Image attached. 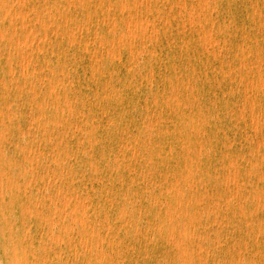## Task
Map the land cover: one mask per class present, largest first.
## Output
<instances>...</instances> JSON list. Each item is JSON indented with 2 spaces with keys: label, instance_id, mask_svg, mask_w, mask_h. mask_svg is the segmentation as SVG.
I'll return each instance as SVG.
<instances>
[{
  "label": "rangeland",
  "instance_id": "rangeland-1",
  "mask_svg": "<svg viewBox=\"0 0 264 264\" xmlns=\"http://www.w3.org/2000/svg\"><path fill=\"white\" fill-rule=\"evenodd\" d=\"M0 37V264H264V0H0Z\"/></svg>",
  "mask_w": 264,
  "mask_h": 264
},
{
  "label": "bare ground",
  "instance_id": "bare-ground-1",
  "mask_svg": "<svg viewBox=\"0 0 264 264\" xmlns=\"http://www.w3.org/2000/svg\"><path fill=\"white\" fill-rule=\"evenodd\" d=\"M184 1V0H183ZM146 2V1H145ZM206 2V1H205ZM258 5V4H257ZM10 6V5H9ZM26 14H27V12H26ZM32 14V13H31ZM36 15V14H35ZM25 16V15H24ZM38 16V15H37ZM157 16V15H156ZM146 17V16H145ZM193 17V16H192ZM113 18V17H112ZM11 20V19H10ZM66 21V20H65ZM11 22V21H10ZM41 22V21H40ZM166 22V21H165ZM56 23V22H55ZM142 23V22H141ZM255 23V22H254ZM185 24V23H184ZM192 24V23H191ZM52 25H53V23H52ZM147 25H148V23H147ZM165 25V24H164ZM152 26H154V25H152ZM155 30V29H154ZM153 30V31H154ZM157 30V29H156ZM30 32V31H29ZM80 32H81V30H80ZM155 33V32H154ZM153 33V34H154ZM131 35V34H130ZM134 36V35H133ZM26 37V36H25ZM81 37V36H80ZM143 37V36H142ZM1 38V37H0ZM27 38V37H26ZM204 39V38H203ZM143 40V39H142ZM205 41V40H204ZM121 42V41H120ZM17 43H18V38H17ZM92 43V42H91ZM22 44V43H21ZM113 45V44H112ZM38 49V48H37ZM107 51V50H106ZM22 56V55H21ZM96 56V55H95ZM24 57V56H23ZM27 61V60H26ZM24 69V68H23ZM26 69V68H25ZM263 73V72H262ZM23 74V73H22ZM264 74V73H263ZM250 77V76H249ZM240 78V77H239ZM243 78V77H242ZM61 79H62V77H61ZM131 79V78H130ZM262 80V79H261ZM235 81V80H234ZM242 81V80H241ZM252 81V80H251ZM250 84H251V82H250ZM254 86H255V84H254ZM260 87V86H259ZM258 87V88H259ZM233 96V95H232ZM65 99V98H64ZM247 100V99H246ZM252 101V100H251ZM155 102V101H154ZM253 104V103H252ZM41 106V105H40ZM253 111V110H252ZM251 111V112H252ZM251 114V113H250ZM252 120V119H251ZM61 125V124H60ZM162 125V124H161ZM19 126V125H18ZM255 127H256V124H255ZM149 140V139H148ZM258 145V144H257ZM258 149V148H257ZM23 150V149H22ZM170 151V150H169ZM28 153H29V151H28ZM49 165V164H48ZM32 169V168H31ZM31 172V171H30ZM236 174V173H235ZM233 179V178H232ZM49 180V179H48ZM259 180V179H258ZM191 189V188H190ZM1 190V189H0ZM264 193V192H263ZM62 197H63V195H62ZM64 200V199H63ZM64 202V201H63ZM82 204V203H81ZM65 208V207H64ZM63 218V217H62ZM64 220V219H63ZM97 221V220H96ZM89 225V224H88ZM257 239V238H256ZM80 241V240H79ZM12 242V241H11ZM118 253V252H117ZM196 258V257H195ZM264 260V259H263Z\"/></svg>",
  "mask_w": 264,
  "mask_h": 264
}]
</instances>
